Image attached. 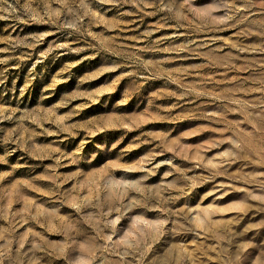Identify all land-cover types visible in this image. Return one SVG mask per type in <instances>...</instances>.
<instances>
[{
  "label": "rangeland",
  "instance_id": "obj_1",
  "mask_svg": "<svg viewBox=\"0 0 264 264\" xmlns=\"http://www.w3.org/2000/svg\"><path fill=\"white\" fill-rule=\"evenodd\" d=\"M0 264H264V0H0Z\"/></svg>",
  "mask_w": 264,
  "mask_h": 264
}]
</instances>
